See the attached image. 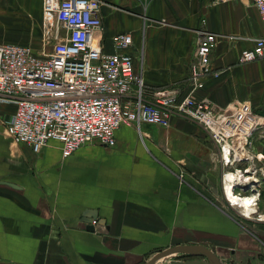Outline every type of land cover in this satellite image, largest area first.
Masks as SVG:
<instances>
[{"label":"crops","instance_id":"obj_1","mask_svg":"<svg viewBox=\"0 0 264 264\" xmlns=\"http://www.w3.org/2000/svg\"><path fill=\"white\" fill-rule=\"evenodd\" d=\"M102 2L95 42L111 54L115 35H131L128 52L146 98L177 89L216 113L239 103L262 120L244 152L260 166L264 68L259 61L238 62L264 34L251 1ZM0 28V44L49 45V51L54 42L44 36L42 0H0ZM200 29L215 33L217 42L210 74L194 89ZM12 110L9 104L0 108V264H145L158 252L187 245L213 248L222 262L264 264V249L222 210L226 170L212 162L220 151L199 124L174 116L168 128L122 126L115 148L84 145L63 159L55 141L34 154L11 140L6 122ZM86 211L96 213L90 225L83 221Z\"/></svg>","mask_w":264,"mask_h":264},{"label":"built area","instance_id":"obj_2","mask_svg":"<svg viewBox=\"0 0 264 264\" xmlns=\"http://www.w3.org/2000/svg\"><path fill=\"white\" fill-rule=\"evenodd\" d=\"M250 1L264 30V0ZM102 5V0H42L44 36L54 41L51 49L34 53L28 46L0 44V108L13 106L6 122L7 136L34 154L55 141L66 159L84 145L115 148V133L122 126L168 128L171 118L178 116L203 128L225 166L252 162L244 152L262 120L239 103L216 113L207 102L182 96L177 89L153 91L147 99L128 52L131 35H115L111 54L95 42V35L102 31ZM216 42L215 33L196 31V62L191 68L194 89L201 88L203 78L210 74V54ZM252 42V48L241 51L238 62L259 61L264 68V34Z\"/></svg>","mask_w":264,"mask_h":264},{"label":"rangeland","instance_id":"obj_3","mask_svg":"<svg viewBox=\"0 0 264 264\" xmlns=\"http://www.w3.org/2000/svg\"><path fill=\"white\" fill-rule=\"evenodd\" d=\"M4 30V29H3ZM0 28V32H1ZM38 48L39 50L49 49V45H46L45 47L41 48V45L38 47H33ZM35 52V49H34ZM36 53V52H35ZM217 149V147H216ZM220 154V153H219ZM214 159L212 162L213 163H219L220 167L223 166L222 170H226L225 172H233L236 176L242 175L244 177H252L253 182H251L250 185H242L243 183H235L232 185V190L227 194V196L223 195L224 197V206L222 210H225L224 213H226L228 210L231 211L235 218L233 219V222H231V225L233 227H236L240 233H243L247 236L252 237L256 241L257 248L261 247L264 249V158L262 159L263 161L262 164L259 166L258 161H242L238 164H234L233 166H225L223 163V159L220 154V159L215 155ZM221 160V161H220ZM219 161V162H218ZM243 163L247 164V167L250 170H244L245 166ZM237 171L235 173L234 171ZM225 175V174H224ZM224 175H223V181H224ZM237 184V185H236ZM254 186V187H252ZM221 188H224V185L221 186ZM224 192V191H223ZM235 193V194H234ZM256 194L257 193V200L256 203H250L252 204L249 209L246 207H242L243 204V199L245 195H251V194ZM250 209H254L253 214L250 216L251 219H246L245 218V212H248ZM255 214V215H254ZM244 216V217H242ZM173 260H182L188 258V256H184L181 254H176L171 257ZM171 259V260H172ZM227 259V258H226ZM227 260L224 261L225 264Z\"/></svg>","mask_w":264,"mask_h":264},{"label":"water","instance_id":"obj_4","mask_svg":"<svg viewBox=\"0 0 264 264\" xmlns=\"http://www.w3.org/2000/svg\"><path fill=\"white\" fill-rule=\"evenodd\" d=\"M96 218V213L93 211H86L83 214V221L88 225L92 220ZM89 228L91 226H88ZM92 229V228H90ZM176 254L188 256L186 260H166L168 257H172ZM163 261V262H161ZM145 264H225L220 261L213 248H206L202 245H187V246H174L164 251L158 252L152 256ZM227 264H242L229 260ZM246 264H250V260H247Z\"/></svg>","mask_w":264,"mask_h":264},{"label":"bare ground","instance_id":"obj_5","mask_svg":"<svg viewBox=\"0 0 264 264\" xmlns=\"http://www.w3.org/2000/svg\"><path fill=\"white\" fill-rule=\"evenodd\" d=\"M237 175V174H236ZM233 172H225L224 175V192L223 194L227 196V194L232 190V185L235 183H246L248 181H252V177H244L242 175L236 176ZM257 200V195L256 194H251V195H245L243 199V204L242 207H246L247 209L250 208L252 204L250 203H256ZM254 209H250L248 212H245V218L246 219H251L250 216L253 214ZM255 215V214H254ZM244 217V216H242Z\"/></svg>","mask_w":264,"mask_h":264}]
</instances>
